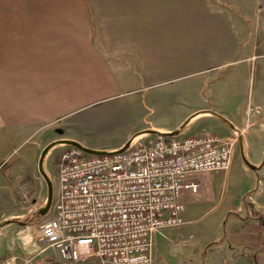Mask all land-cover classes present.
<instances>
[{
    "label": "crops",
    "instance_id": "obj_1",
    "mask_svg": "<svg viewBox=\"0 0 264 264\" xmlns=\"http://www.w3.org/2000/svg\"><path fill=\"white\" fill-rule=\"evenodd\" d=\"M7 2L0 7V264H48L50 255L36 240L39 217L27 209L20 212L27 202L23 182L29 179L39 197L44 188L37 159L49 130H61L63 137L89 147L114 149L147 125L173 129L187 114L175 125H145V107L156 104L163 92L156 85L197 72H189L193 67L233 59L250 39L259 0ZM181 94L187 95V85ZM234 98L230 94L221 104L200 103L193 111L214 109L241 129L250 109L248 102ZM104 101L111 106L136 102L140 107L131 112L140 117L110 142L64 132L68 123L94 125V113L81 114ZM249 115L253 125L263 123L261 111ZM258 137L252 142L247 137L245 144L259 145ZM258 166L255 171L263 172L264 165ZM257 190L242 196L249 207L241 201L227 210L230 223L207 243L198 235L187 236V218L154 233L152 264H264V227L257 221L264 203L257 201ZM190 192L183 191V202ZM54 256L58 264H70ZM94 263L93 258L81 264Z\"/></svg>",
    "mask_w": 264,
    "mask_h": 264
},
{
    "label": "built area",
    "instance_id": "obj_2",
    "mask_svg": "<svg viewBox=\"0 0 264 264\" xmlns=\"http://www.w3.org/2000/svg\"><path fill=\"white\" fill-rule=\"evenodd\" d=\"M231 146L212 133L147 136L114 155L65 146L36 240L64 263L152 264L153 234L184 223L182 193L200 186L192 175L227 169Z\"/></svg>",
    "mask_w": 264,
    "mask_h": 264
},
{
    "label": "rangeland",
    "instance_id": "obj_3",
    "mask_svg": "<svg viewBox=\"0 0 264 264\" xmlns=\"http://www.w3.org/2000/svg\"><path fill=\"white\" fill-rule=\"evenodd\" d=\"M3 4L6 8L10 2L3 0L2 3L0 0V7ZM254 24L255 27L251 30L248 43L236 50L233 59L230 61H225L222 64L193 67L190 71L187 67V71L197 70V72L156 85L155 89L163 92H160L161 97L156 104L145 107L148 113L142 115L145 125L158 122L175 125L186 114L189 115L196 106L200 107V103L221 104L230 94L243 104L248 102L245 106L250 109L249 112L258 110L264 113V0L258 2ZM203 79H209L211 82L205 83ZM186 85L187 95L183 96L181 91ZM166 89L169 90L164 91ZM168 91L170 94H167ZM130 102L111 106L110 101H104L96 106L88 107L84 112L85 114H81V117L94 113V125L82 127L75 122L68 123L63 126L64 132L89 140L103 142L116 140L132 128L136 119L140 117L141 113L131 112V109L140 106L137 107L136 102ZM253 105H258V107ZM249 112L243 115L244 122L241 129L234 123L240 129V135H237L219 119L211 116H201L194 119L183 132L184 135L212 133L232 141L231 163L227 169L197 172L192 175L194 179L200 182V186L196 192H190L186 202H184L185 217L183 212V218H187V236L190 233L192 237L198 235L206 243L214 239L215 235L221 233L222 227H225L227 223L229 224L232 219V215L226 216L227 210L229 208L234 210L236 206L242 204L247 207L249 202L242 196L246 192L247 194L255 193V188H258L257 201L264 203V171L251 170L244 163L241 155L243 153L255 165H264V120L260 126L255 123L253 125ZM147 126L151 127L150 125ZM59 137H63L61 130H49L47 142ZM247 137L250 138V142L255 141L258 137L259 145H246ZM63 148L64 146L53 148L47 158L46 166L53 183L56 177V161ZM257 178L260 179V184L257 183ZM29 182V179L23 182L26 190L25 195H21L27 202L20 213L27 209L34 217H37L35 207L44 200L46 186L44 184L39 197L33 192V186H31L33 184L30 185ZM261 225L264 227V224ZM45 250L50 255L48 264H58L59 260L54 256L57 253L56 250L52 247ZM94 260V264H103L97 258Z\"/></svg>",
    "mask_w": 264,
    "mask_h": 264
},
{
    "label": "water",
    "instance_id": "obj_4",
    "mask_svg": "<svg viewBox=\"0 0 264 264\" xmlns=\"http://www.w3.org/2000/svg\"><path fill=\"white\" fill-rule=\"evenodd\" d=\"M201 116H211L214 118L219 119L223 123H225L228 127H230L237 135H240L241 131L240 129L227 117H225L223 114L215 111L211 108H202L195 110L191 112L189 115H187L176 127L170 130H163L155 127H146L139 129L135 132H133L122 145H120L117 148L114 149H99V148H93L84 145L83 143L68 137H59L55 138L48 143H46L40 150L38 159H37V171L39 175L42 177V179L45 182L46 186V195L42 203L37 207V213L40 216H45L52 203L53 198V181L52 178L47 170L46 162L48 155L50 151L58 146H74L84 153L92 154V155H114L121 152H124L128 150L133 143H135L140 138L147 136V135H158V136H164V137H173L177 136L179 134H182L188 127V125L196 118ZM242 160L244 163L251 169V170H257L259 168L258 165H255L254 163L250 162L242 153ZM264 223V219H263Z\"/></svg>",
    "mask_w": 264,
    "mask_h": 264
},
{
    "label": "trees",
    "instance_id": "obj_5",
    "mask_svg": "<svg viewBox=\"0 0 264 264\" xmlns=\"http://www.w3.org/2000/svg\"><path fill=\"white\" fill-rule=\"evenodd\" d=\"M37 217H39V216H37ZM33 219H34V217H33ZM263 219H264V216H263V215H259V216L257 217V221H258L260 224L263 223Z\"/></svg>",
    "mask_w": 264,
    "mask_h": 264
},
{
    "label": "flooded vegetation",
    "instance_id": "obj_6",
    "mask_svg": "<svg viewBox=\"0 0 264 264\" xmlns=\"http://www.w3.org/2000/svg\"><path fill=\"white\" fill-rule=\"evenodd\" d=\"M262 224H264V223H262Z\"/></svg>",
    "mask_w": 264,
    "mask_h": 264
}]
</instances>
